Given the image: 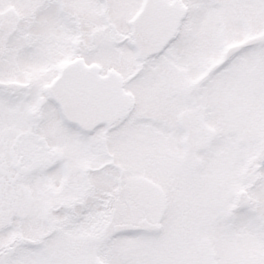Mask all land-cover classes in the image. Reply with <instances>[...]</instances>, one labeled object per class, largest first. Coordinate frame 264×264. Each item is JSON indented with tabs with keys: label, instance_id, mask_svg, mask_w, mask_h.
<instances>
[{
	"label": "snow or ice",
	"instance_id": "snow-or-ice-1",
	"mask_svg": "<svg viewBox=\"0 0 264 264\" xmlns=\"http://www.w3.org/2000/svg\"><path fill=\"white\" fill-rule=\"evenodd\" d=\"M264 264V0H0V264Z\"/></svg>",
	"mask_w": 264,
	"mask_h": 264
},
{
	"label": "rangeland",
	"instance_id": "rangeland-1",
	"mask_svg": "<svg viewBox=\"0 0 264 264\" xmlns=\"http://www.w3.org/2000/svg\"><path fill=\"white\" fill-rule=\"evenodd\" d=\"M185 250L192 255L197 257H203L207 260L213 258V254L216 252V256L221 258V261L226 255V249L222 244H214L210 246H201L194 244L189 239H183V237H179L169 241L167 248L165 249L166 252L173 254L177 251Z\"/></svg>",
	"mask_w": 264,
	"mask_h": 264
}]
</instances>
